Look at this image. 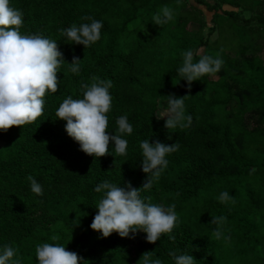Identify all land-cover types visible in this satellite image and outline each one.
I'll list each match as a JSON object with an SVG mask.
<instances>
[{"label":"trees","instance_id":"16d2710c","mask_svg":"<svg viewBox=\"0 0 264 264\" xmlns=\"http://www.w3.org/2000/svg\"><path fill=\"white\" fill-rule=\"evenodd\" d=\"M183 2L10 0L23 12L21 34L56 40L66 62L58 70L57 92L44 97L43 115L0 131V247L13 246L23 264H37L35 249L42 243L62 244L90 264H143L149 252L163 264H174L169 253L191 254L198 264H264V61L243 52L250 31L233 23L229 30L242 46L235 48L234 57L226 54V46L213 56L224 61L218 79L201 77L189 91L177 74L182 53L211 44L201 35L208 26L198 5L203 0L193 1L189 11ZM220 2L244 5L241 0ZM204 4L215 11V23L222 19L216 13L220 3ZM255 4V15L264 23V0ZM164 5L174 10V20L155 25L152 17ZM225 15L240 18L234 11ZM84 17L103 22L101 39L86 49L68 44L60 31L90 22ZM191 24L200 27L196 34L190 32ZM73 56L81 60L79 74L67 64ZM93 77L112 81L107 130L115 134L116 119L125 114L133 126L124 137L127 155L116 154L110 142V154L88 156L65 132L66 122L57 120L63 100L82 98L81 85H90ZM169 94L188 96L189 127L168 130L165 120L156 118L166 106L161 97ZM145 139L169 145L179 140L181 145L166 157L169 165L160 179L141 193L154 204H175L176 226L155 244L143 232L101 238L89 227L102 196L94 188L104 181L142 187L146 174L139 143ZM28 176L42 185L43 196L31 192ZM224 191L232 199L222 204L217 197ZM218 217L226 218L219 240L212 235L217 224L211 223Z\"/></svg>","mask_w":264,"mask_h":264},{"label":"clouds","instance_id":"9594fccd","mask_svg":"<svg viewBox=\"0 0 264 264\" xmlns=\"http://www.w3.org/2000/svg\"><path fill=\"white\" fill-rule=\"evenodd\" d=\"M83 19L90 22L73 24L61 29L68 44L82 45L89 48L101 39L103 22L91 17ZM155 25H166L174 20V10L164 5L152 17ZM23 12L12 7L10 0H0V131H7L13 126L21 127L32 123L44 113L45 95L56 93L60 81L57 78L61 65L66 63L63 53L56 40L42 35H23ZM182 65L177 69L181 80L185 81L190 91L194 81L204 76L217 74L224 63L218 57L199 55L194 59V52L187 50L182 53ZM69 70L79 74L81 60L73 56ZM93 82L82 84V98L73 99L68 96L56 110L57 120L65 121V132L79 145L80 151L88 156L103 157L111 148L118 155H127L128 141L124 138L133 132V126L127 115L116 119L118 126L115 134L108 129V113L112 108L111 80L93 77ZM161 97V96H160ZM169 94L161 99L165 102L164 111L156 116L164 119V127L168 130L186 128L192 123L191 115H186L185 99ZM170 132V131H169ZM171 139V136L168 137ZM142 172L146 180L140 188H133L130 183L117 184L104 181L95 186L94 191L101 193L95 208L97 213L92 219L90 229L107 238L117 233L121 238L134 237L136 233L146 234L148 243L155 244L163 234L171 233L178 221L175 204L165 207L162 204L149 202V197L141 195L149 191L169 165L166 158L179 151V140L174 144H165L149 139L140 141ZM30 181L32 193L43 196L42 185L32 176ZM232 197L227 191L217 197L220 203H227ZM225 217L212 219L217 224L212 235L221 239ZM174 238V237H172ZM56 237H53L55 240ZM226 240L230 239L225 237ZM37 264H90L79 257L76 252L68 251L62 244L42 243L35 249ZM154 252L143 255V264H163L160 258H153ZM174 264H198L191 254L169 253ZM0 264H23L17 250L10 245L0 247Z\"/></svg>","mask_w":264,"mask_h":264},{"label":"rangeland","instance_id":"374dc122","mask_svg":"<svg viewBox=\"0 0 264 264\" xmlns=\"http://www.w3.org/2000/svg\"><path fill=\"white\" fill-rule=\"evenodd\" d=\"M185 11L190 10L191 3H194L195 0H183ZM230 2H235L236 0H228ZM258 0H253V2L247 3L245 0H241L244 4L243 7H236L231 6L227 4H223L220 2V0H203V4H198L199 7L204 12L205 16V22L208 26L201 31V35L208 39L209 43L211 44L209 47H202L200 49L194 50V59L198 60L199 55H212V56H219L222 53L223 48L226 46L228 49L226 51V54L230 57H234L236 55L235 48L241 47V42L239 43V39L231 34V31L229 30L230 26L233 23H238L241 26H246L247 29H249L248 38L243 42L244 50L243 52L245 54H252L254 56H259L264 61V23H262L258 17L255 15V8L258 7L255 3ZM204 2H210L211 5H216L220 3L221 8H217L216 13L222 16V19L217 21L215 23V20L217 18H213V15L215 11L210 12L206 8ZM225 11H234L235 13H238L239 19L233 21L229 16L225 15ZM264 16V15H263ZM215 25L214 31L211 33V28ZM189 30L192 34H196L200 27L197 25H190ZM254 31L251 33V31ZM258 32V33H256ZM234 37V38H232ZM245 44V45H244ZM212 79H218L217 75H213L211 77ZM164 111V109L161 107L158 116Z\"/></svg>","mask_w":264,"mask_h":264}]
</instances>
